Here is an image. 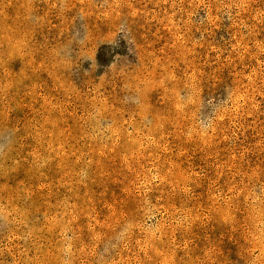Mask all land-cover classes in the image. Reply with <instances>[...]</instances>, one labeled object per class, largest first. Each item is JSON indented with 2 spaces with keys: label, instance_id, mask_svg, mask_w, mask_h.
I'll return each instance as SVG.
<instances>
[{
  "label": "rangeland",
  "instance_id": "1",
  "mask_svg": "<svg viewBox=\"0 0 264 264\" xmlns=\"http://www.w3.org/2000/svg\"><path fill=\"white\" fill-rule=\"evenodd\" d=\"M0 264H264V0H0Z\"/></svg>",
  "mask_w": 264,
  "mask_h": 264
}]
</instances>
